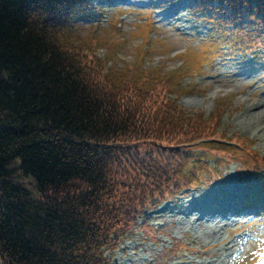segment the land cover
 <instances>
[{"label":"trees","instance_id":"1","mask_svg":"<svg viewBox=\"0 0 264 264\" xmlns=\"http://www.w3.org/2000/svg\"><path fill=\"white\" fill-rule=\"evenodd\" d=\"M263 2L197 9L228 21ZM86 8L0 0V264H108L149 199L197 182L202 150L229 153L204 143L222 109L212 120L187 111L167 97L173 77L106 70L72 29Z\"/></svg>","mask_w":264,"mask_h":264},{"label":"rangeland","instance_id":"2","mask_svg":"<svg viewBox=\"0 0 264 264\" xmlns=\"http://www.w3.org/2000/svg\"><path fill=\"white\" fill-rule=\"evenodd\" d=\"M90 2L98 9L95 12L88 11L86 16L90 17L78 18L82 20L77 25L81 36L74 34L78 40H83L89 47L93 46L92 39H98L101 42V52L108 56L111 67L115 65L125 71L126 64L132 65L134 78H143V74L151 78L147 71L152 77L158 74L163 80L173 75L167 87L170 99L178 101L189 112L211 117L215 108L222 109L219 137L230 139L228 133H232L234 140H245L243 149L249 147L254 150L253 156H245L248 167L263 170L264 173V126L261 124V130H256L254 126L257 127L261 121L250 118L248 114L251 107L258 109L259 102L262 103L260 106H264V58L253 63L251 54H237L233 58L216 59L214 65L211 64L208 57L211 46L214 45L209 39L213 35L212 25L201 18L200 14H195L197 11L193 9L192 0ZM149 2L151 3L148 5ZM172 11L173 17L167 19ZM118 23H121V30L117 27ZM113 31L126 33V36L117 33L121 43L114 39ZM124 37L128 41L122 40ZM149 37L153 38L152 43L144 48ZM191 85L192 90L189 89ZM183 88L185 92L180 93ZM169 96L167 95L168 98ZM221 125L227 130L223 131ZM191 151L198 152L199 147L196 146ZM232 153L238 151L234 150ZM226 155L212 153V158L218 161L217 165L221 162L220 168L226 174V181L217 183L216 188L192 195L189 200H182L179 205L172 207L174 209L171 213L176 214L175 216H169V213L161 216L162 219L158 222H153L159 227L164 224L158 234V241L145 240L140 231L129 239L133 240L137 253L128 263L123 254L128 241L122 242L120 251L114 255L115 263L263 264L264 198L257 211L246 215L232 211L227 214L206 211L199 217L186 216L189 204L196 201L220 202L222 199L220 191L216 192L217 186H244L243 183H236V179L248 185L258 182L264 190V184L258 177H241L237 173L238 160L234 159L228 165L224 159ZM184 160L185 157L182 162ZM217 165L211 166V172L215 171ZM212 195H217V199H211ZM231 220L235 223L231 224ZM186 241L191 246L187 248L188 255L182 254L185 252L181 251L183 248L179 250ZM177 250L181 252L180 255Z\"/></svg>","mask_w":264,"mask_h":264},{"label":"bare ground","instance_id":"3","mask_svg":"<svg viewBox=\"0 0 264 264\" xmlns=\"http://www.w3.org/2000/svg\"><path fill=\"white\" fill-rule=\"evenodd\" d=\"M260 105H262V103L259 102V104L257 105L258 109H253L251 107V109H249L248 111L250 118L261 121H256L260 123L257 124V127L254 126L256 130H261L259 128V125L262 124L264 126V106ZM263 198L264 197H260L257 193L246 197L241 187H233L223 194L222 200L220 202L213 203L210 200H205L203 203L197 204L193 208L189 209L186 213V216L199 217L206 211L210 213L213 211L221 212L223 214H227L229 211H232L234 213H243L244 215H246L257 211L262 205ZM233 223H235V221L231 220V224ZM227 225L229 224H225V226Z\"/></svg>","mask_w":264,"mask_h":264}]
</instances>
